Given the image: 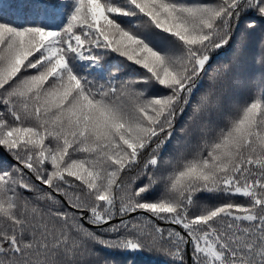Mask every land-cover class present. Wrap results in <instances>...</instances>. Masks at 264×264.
<instances>
[{
	"label": "snow or ice",
	"instance_id": "obj_1",
	"mask_svg": "<svg viewBox=\"0 0 264 264\" xmlns=\"http://www.w3.org/2000/svg\"><path fill=\"white\" fill-rule=\"evenodd\" d=\"M0 150V264H264V0H0Z\"/></svg>",
	"mask_w": 264,
	"mask_h": 264
},
{
	"label": "trees",
	"instance_id": "obj_2",
	"mask_svg": "<svg viewBox=\"0 0 264 264\" xmlns=\"http://www.w3.org/2000/svg\"><path fill=\"white\" fill-rule=\"evenodd\" d=\"M122 59V58H120ZM177 127H179V123L177 124ZM11 157L7 156L3 150H0V166L7 167L11 163ZM115 255V258L119 262V264H127V261L129 260L128 256H121L118 254H111ZM133 260V264H161V258L150 255L148 253H138L135 254L133 257H131Z\"/></svg>",
	"mask_w": 264,
	"mask_h": 264
}]
</instances>
